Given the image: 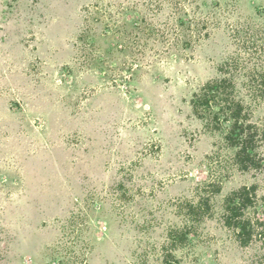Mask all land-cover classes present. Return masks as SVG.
Returning <instances> with one entry per match:
<instances>
[{"label":"rangeland","instance_id":"obj_1","mask_svg":"<svg viewBox=\"0 0 264 264\" xmlns=\"http://www.w3.org/2000/svg\"><path fill=\"white\" fill-rule=\"evenodd\" d=\"M228 65L264 78V0H0V264H255L223 200L264 170L192 113Z\"/></svg>","mask_w":264,"mask_h":264},{"label":"trees","instance_id":"obj_2","mask_svg":"<svg viewBox=\"0 0 264 264\" xmlns=\"http://www.w3.org/2000/svg\"><path fill=\"white\" fill-rule=\"evenodd\" d=\"M228 68L224 76L205 83L194 95L192 113L205 131L218 136L223 143L227 153L222 160L231 163L228 169L238 172L264 170V126L254 122L255 111L264 98V78L254 69L241 76L245 82L235 75L236 67ZM246 83L248 88H245ZM220 190L221 186L213 179L208 185L203 184L197 203L190 207L189 215L194 216V221H203L210 216L211 196ZM255 203L254 188L240 187L232 191L223 200L222 222L241 249L259 243L260 254L252 258L255 264H264V215H253L251 209ZM187 232H179L178 239L185 240L189 235Z\"/></svg>","mask_w":264,"mask_h":264}]
</instances>
